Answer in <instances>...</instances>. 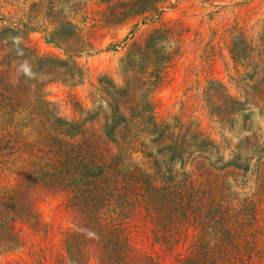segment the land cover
<instances>
[{"label":"rangeland","instance_id":"374dc122","mask_svg":"<svg viewBox=\"0 0 264 264\" xmlns=\"http://www.w3.org/2000/svg\"><path fill=\"white\" fill-rule=\"evenodd\" d=\"M8 26L67 62L62 73L43 77L44 93L110 151L117 145L104 136V124L109 102L119 101L127 130L143 128L146 150L170 157L180 179H200L208 168L231 198L264 192V0H0V29ZM136 112L145 114L140 124ZM151 112L163 128L151 123ZM177 144L185 146L181 157L174 155ZM167 145L165 155L158 152ZM35 195L51 232L36 235L16 223L21 238L0 240V264L69 259L74 241L66 242L63 231L84 221L65 208L64 196L41 188ZM100 240L87 239L78 264H102ZM149 249L139 240L134 256Z\"/></svg>","mask_w":264,"mask_h":264},{"label":"trees","instance_id":"16d2710c","mask_svg":"<svg viewBox=\"0 0 264 264\" xmlns=\"http://www.w3.org/2000/svg\"><path fill=\"white\" fill-rule=\"evenodd\" d=\"M21 31L0 29V240L19 241L18 222L36 235L51 232L36 210L41 188L64 196L65 208L84 221L63 231L65 241L74 242L60 264H78L77 250L92 235L102 239V264L134 258L143 264H264V192L235 200L208 168L200 179H180L170 157L146 150L143 128L127 130L129 115L119 101L109 102L104 124V136L117 145L110 151L98 133L80 118L61 115L46 97L43 77L62 73L67 62L40 52ZM144 115L133 116L140 124ZM184 147L177 144L174 155L181 157ZM167 148L158 152L165 155ZM139 240L150 249L136 257Z\"/></svg>","mask_w":264,"mask_h":264},{"label":"clouds","instance_id":"9594fccd","mask_svg":"<svg viewBox=\"0 0 264 264\" xmlns=\"http://www.w3.org/2000/svg\"><path fill=\"white\" fill-rule=\"evenodd\" d=\"M25 71H28V69H27V68H25Z\"/></svg>","mask_w":264,"mask_h":264}]
</instances>
